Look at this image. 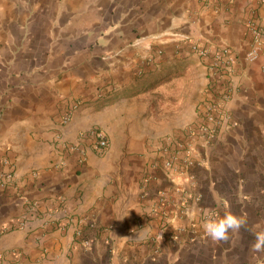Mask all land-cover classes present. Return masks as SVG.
Instances as JSON below:
<instances>
[{"label": "crops", "instance_id": "obj_1", "mask_svg": "<svg viewBox=\"0 0 264 264\" xmlns=\"http://www.w3.org/2000/svg\"><path fill=\"white\" fill-rule=\"evenodd\" d=\"M14 1L0 0V49L16 58L7 82L22 71L25 84L0 108V158L15 169L0 188V264H264L251 249L264 230V48L245 58L264 0H24L28 12ZM33 55L47 64L16 63ZM167 79L171 97H154ZM72 100L82 107L59 125ZM229 211L247 224L212 241L206 217Z\"/></svg>", "mask_w": 264, "mask_h": 264}, {"label": "rangeland", "instance_id": "obj_2", "mask_svg": "<svg viewBox=\"0 0 264 264\" xmlns=\"http://www.w3.org/2000/svg\"><path fill=\"white\" fill-rule=\"evenodd\" d=\"M31 6V5H30ZM14 7L15 8H19L20 10H22V9H24L25 10V8H27V3L24 1V0H17V1H14ZM28 10V9H27ZM27 10H25V11H27ZM63 10H61V12H62ZM28 12V11H27ZM29 12H31V11H29ZM48 15H50V17L52 16V11H49L48 13H47ZM47 15V16H48ZM49 18V17H48ZM14 22V21H13ZM21 22L19 21V24H20ZM254 25H257V26H259L260 28H262L260 25H258V23H256V20H251L250 21V24H249V29H250V31H251V33H252V28H253V26ZM20 27L22 28V29H25V27L23 26V25H20ZM263 29V28H262ZM264 30V29H263ZM252 41V40H251ZM1 44V43H0ZM8 44H9V46H11V43H10V38H7V42L5 43V46H7L8 47ZM31 44V46H33V47H35L36 45V43L35 42H31L30 43ZM1 46V48H2V44L0 45ZM14 47H16V48H19V44L17 43V42H15L14 43ZM189 48H190V50H191V47L189 46ZM250 48V47H249ZM13 49V48H12ZM13 51H15V49H13ZM191 52H192V50H191ZM5 54V50H3V49H0V108H2V105H6L7 103H9L10 101H11V99L12 98H14V95L16 96V92L17 91H12L11 89L13 88V87H15V86H17L18 85V83L20 84V83H22L21 81L22 80H20V77H22L23 76V72L22 71H20V72H18V77L16 78H13V80H12V82L14 83V85H12L11 86V82H7L8 80H6V78H7V76H8V73L10 74V72H8L9 70H6V68L7 69H11V64L12 63H14V62H12V61H14V59H16V58H14L12 61H10L11 59H6L7 58V56H10V54L9 53H7L8 55L7 56H5L4 55ZM192 54L193 55H195V56H197V57H199L198 55H196V54H194L193 52H192ZM1 55H3V56H1ZM11 58V57H10ZM199 58H201V57H199ZM7 61V62H6ZM16 63H19L18 65L20 66V67H26V68H28V67H31V65L32 66H36V67H38V68H40V67H44L46 64H47V60H46V58L45 57H43L42 55H38V56H36V55H33V58H32V60H29V59H27V58H19L18 60H17V62ZM199 63V61H197L196 63H195V61H189V65L190 66H192V65H195V64H198ZM6 65H8L7 67H6ZM27 73H29V72H27ZM196 77H197V74H196V72H193V73H189V74H185L184 75V78H185V82L186 83H192V82H194V81H196ZM165 80V79H164ZM172 80V79H171ZM170 79L168 80L167 79V81H165V82H163L161 85H160V89L161 90H159V89H157L156 90V94H154V97H157V98H161V99H163V100H165L166 98H168V97H171L170 96V94H169V92H168V90H167V82L169 83L170 81H171ZM198 81V80H197ZM25 84V82H23L22 84H20V86H22V85H24ZM166 84V85H165ZM12 87V88H11ZM164 87H166V88H164ZM20 94V93H19ZM97 94L99 95V97L102 95V91H99V92H97ZM17 96H19V95H17ZM79 100V99H78ZM81 100V99H80ZM73 101V100H72ZM68 101L67 102V105H65V108H64V111H63V113H61V114H58L57 115V121H56V123H58L59 125H62V126H65L66 124H64L63 123V117H64V115L65 114H67V112L68 111H70V109H71V107H73V105L76 103V102H80V105H79V109L82 107V103H81V101ZM72 102V103H71ZM6 107V106H5ZM161 108H163L164 109V111H165V113L163 114V116H160L161 118H158V123H161L162 125H165L170 119H171V114H169L168 113V108H169V106H165V104L161 107ZM1 110V109H0ZM3 110H4V107H3ZM3 110H1L0 111V113H2L3 112ZM78 110V109H77ZM187 110H188V113H189V115L191 116V110H192V106H189L188 108H187ZM76 111V110H75ZM75 113V112H74ZM73 113V114H74ZM0 120H1V117H0ZM68 125V124H67ZM0 127H1V122H0ZM0 130H1V128H0ZM94 131H92V132H90V135L91 136H95L94 134ZM195 136H198V135H195ZM190 137H192V135H190ZM194 137V136H193ZM95 138H96V136L94 137V141H95ZM116 139V145H117V149H119V150H121V148L123 147L122 146V143H120V140H122V138H120V137H116L115 138ZM192 139V138H191ZM98 150V149H97ZM105 152V150H103V151H101V152H97V153H99V154H103ZM141 154V153H140ZM172 162L173 163V167L171 168V169H169L168 167H167V163L168 162ZM164 166H165V168L166 169H168L169 171H171V170H173V168H174V157H170L168 160H166L165 162H164ZM11 176V178L8 180V176ZM15 169H14V163L11 161V159L9 158V157H1L0 158V188L1 189H3V190H6V189H9L12 185H13V183H14V181H15ZM243 199V198H242ZM252 197H244V202H243V204H246V202H252ZM219 208L222 210V211H226V210H229L230 209V203H229V201L228 200H225V201H221L220 202V205H219ZM226 209V210H225ZM218 211H219V209H218ZM218 211H216V212H218ZM214 218H215V216H214ZM217 219V218H216ZM205 220H208V217H206V219Z\"/></svg>", "mask_w": 264, "mask_h": 264}, {"label": "built area", "instance_id": "obj_3", "mask_svg": "<svg viewBox=\"0 0 264 264\" xmlns=\"http://www.w3.org/2000/svg\"><path fill=\"white\" fill-rule=\"evenodd\" d=\"M190 47H191L192 52L201 58H207L210 55V50L207 47L199 43H193L190 45ZM263 48H264V30L260 28L259 26L254 25L252 28L251 45L245 57L246 61L251 64L259 62ZM230 57L231 55H230V51L228 48L217 50L214 53L215 61L223 65L230 62ZM221 98H223V100H227L228 94H223ZM79 105H80V102H76L73 105V107H71L70 111H68L67 114L64 115L63 117L64 124L67 125L71 122L73 113L75 112V110L79 109ZM209 121L210 122L213 121V118L211 116L209 117ZM200 131H202L204 134H207L209 136L212 134V132L210 131V128L205 125L201 127ZM93 134L96 136V139L98 140V147L100 149H104L107 145L106 140L98 133L94 132ZM166 165L169 169L173 167V163L170 161ZM7 178L9 180L11 176L9 175ZM214 216L209 215L208 220L209 219L216 220V216L215 218Z\"/></svg>", "mask_w": 264, "mask_h": 264}, {"label": "clouds", "instance_id": "obj_4", "mask_svg": "<svg viewBox=\"0 0 264 264\" xmlns=\"http://www.w3.org/2000/svg\"><path fill=\"white\" fill-rule=\"evenodd\" d=\"M246 224L247 220L244 215H236L229 211L222 218L206 220L203 228L212 241L227 242L230 239V232L238 233ZM251 249L253 252H264V230L255 233V243Z\"/></svg>", "mask_w": 264, "mask_h": 264}]
</instances>
